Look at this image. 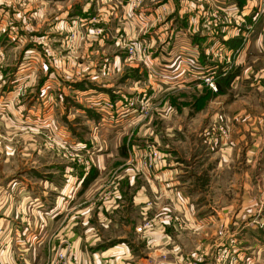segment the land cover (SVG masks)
Wrapping results in <instances>:
<instances>
[{"label": "crops", "instance_id": "obj_1", "mask_svg": "<svg viewBox=\"0 0 264 264\" xmlns=\"http://www.w3.org/2000/svg\"><path fill=\"white\" fill-rule=\"evenodd\" d=\"M13 1L0 0V45L11 52L20 47L15 42L20 37L9 29L11 12L15 19L19 18L26 25L27 22L32 24L31 16L42 20L46 10L41 7L31 10L32 0ZM133 1L103 0L106 4L98 7L102 12L98 15L94 11L95 1L87 0L82 4L78 2L80 5L76 7L75 4L72 7L75 12L68 15L73 19L70 23L75 26L79 25V21L81 26L86 22L91 23L99 16L98 23L86 27L87 38L106 39L109 35L105 30L113 20L116 32L123 30L126 34L125 38L120 35L115 39H139V46L148 48L143 55L146 67L128 63L132 61L130 54L123 51L104 59L100 72L94 70L91 73L93 82L71 81L66 89L58 81L61 76L59 72L44 61V75L39 76L35 93L43 97L46 113L44 116L24 117L20 122L23 127L47 134L54 155L62 159L51 163L50 171H46L48 179L42 176L41 170L27 168L33 170L32 174L24 178L15 177L6 185H0V195L3 197H0V264H48L60 249H65L67 254L64 264H179L188 257V252L181 246L182 239L201 234L217 236L220 251L226 245H236L235 252L238 254L234 259H237L236 262L242 261V264H255L254 252H264V239L257 237L264 235V229L251 222L246 227H236L242 214L239 212L235 215L236 199L222 191L231 188L232 192L239 187L240 165L236 164L235 158L239 159L245 154L249 166L250 157L257 153V146H264L263 141H257L255 133L245 131L238 134L233 130L229 139L219 134L220 140L215 134L204 133L205 142H215L211 150L218 156L211 174L232 171L237 183L225 187V179L221 177L219 187L216 186L221 189L219 195L211 200L207 186L202 185L206 176L202 171H192L197 164H189L186 157L176 153V132L167 131V137H164L168 139L166 141L157 136L160 130L155 127L151 132L155 137L150 144L149 139L144 138L149 129H145V124L140 126L144 121L142 117H128L118 111L126 97L122 93L123 83L95 82L102 78L101 75L110 77L123 74V78L134 72L131 76L135 84L132 85L140 88L142 93L146 90L142 87L145 84L148 86V82L153 90L149 92L158 96L160 91L175 93L196 90L198 87L209 90L206 77H213L219 91L224 85L232 88L238 86L247 61L250 57L259 56L263 63L256 65L263 67L252 69L254 78L248 85L264 92V14L259 13L262 3L259 0H207V3L202 0H140L133 7ZM147 1H151V4L144 5ZM2 12L6 13L4 17H1ZM69 12L67 10L63 14ZM68 23L67 19H63L61 28ZM24 25L19 24L26 29ZM97 25L103 28H95ZM23 35L27 37L26 32ZM116 44L120 48L121 44ZM20 50L18 58L25 59L33 49L28 45ZM8 75L6 69L0 75V93H7V89L11 88L5 87L8 79H11ZM49 81L52 83L48 84ZM67 91L75 101L67 97ZM33 92L30 89L22 101L33 97ZM13 94L10 89L9 102ZM169 101H164L163 106L169 107ZM103 102L106 105L111 103L112 107L102 106ZM215 107L218 110L223 108ZM65 109H72L86 118L84 120L89 124L87 134L78 132L76 124L73 127L64 118L67 127L62 124L55 111L63 113ZM173 111L172 108L170 112ZM5 116L0 114V127L7 124L14 127V118ZM239 116L240 112L235 114V120L246 123L247 120ZM161 118L157 117L155 125L160 124ZM167 119L176 121L172 116ZM185 119L193 120L188 116ZM213 119L220 117L216 114ZM132 126H135L133 131L137 134L135 138L128 133ZM2 128L0 153L10 161L16 154L14 143H8L5 147L2 143L15 140L10 138L9 133L10 137L2 136ZM106 139L109 143L112 139L117 140V145L114 148L106 147V144L102 147L100 141L107 142ZM69 144L76 146H70L71 149L68 148ZM151 151L160 155L153 168L147 167L143 160L144 155ZM206 151L198 152L199 164L202 156L210 153ZM79 156L83 158L76 161ZM69 194H72V199L68 203L72 206L64 210V201ZM248 214L247 209L242 218ZM177 217L179 220H175ZM146 221H150V225L139 233L137 227ZM105 235L110 238L103 239ZM236 235L243 238L250 235L253 239L251 247L254 251L251 256L247 254L246 258L240 253V257L241 248L238 247L237 238H234ZM257 240L263 244L257 245ZM209 242H204L203 246ZM204 253L207 254L206 251ZM163 254H167L165 259Z\"/></svg>", "mask_w": 264, "mask_h": 264}, {"label": "rangeland", "instance_id": "obj_2", "mask_svg": "<svg viewBox=\"0 0 264 264\" xmlns=\"http://www.w3.org/2000/svg\"><path fill=\"white\" fill-rule=\"evenodd\" d=\"M94 1L95 4L98 5H95L94 11L98 15H101L102 12L98 10V7H101L102 4H106V2L104 3L103 0ZM202 1H205L206 3L208 2L207 0ZM12 2L14 3L13 0ZM78 2L82 4L86 3L87 0H32L30 6L31 10L35 7L46 9L42 20H37L32 16L29 17L32 24L27 22L26 25H24V23L17 18L21 21V23H19L18 20L13 17V12H11V15L9 16L8 22H11L9 29L13 33L15 32L14 35L20 37V39L17 38V41H15L20 47L14 49V52H11L7 51L8 48H3L0 45V75H3L5 69L6 71H9L7 77L11 79L7 78L8 83L5 87L7 89L8 86H11L10 89L14 92L13 97H11V102L8 100V92H10V89H7V93H0V114L13 117L15 126L12 127L7 124L6 127L0 128L3 129L2 136L5 135V137H8L10 135L11 137H9L15 140L9 142L4 141L2 144L5 147L8 143L12 145L14 143L16 154L14 158H11L10 161H8V157L3 156V154L0 153V185H6L8 181L15 177L24 178L27 174H32L31 172L33 170H28L27 168L35 169V171L38 169L41 170L43 173L42 176H45L48 179L49 174L46 173V171H50L51 163H54L56 160L59 162L62 159L60 156L56 157L57 155H54V150L51 148L52 144L50 143L47 134L30 129L28 126L23 127L24 125L20 122L24 117L44 116L46 113L47 106L44 105V101L42 100L43 97L38 96L37 93H35V87L38 84L39 76L44 75L42 73L44 61L48 62L49 66L51 65V68H53L54 71L57 73L59 72L61 76L58 81L62 84V88L64 87L66 89L69 87L71 81L93 82L91 73L94 70L100 72L104 59L106 57H113L115 54H122L123 51H126L127 55L130 54L129 59L132 61L128 63L133 65L142 64L145 67L147 66L143 55L148 52V48L142 45L139 46V39H115L120 35H123L125 38L126 34L123 30L118 31V33L116 32V23L113 20L111 26H109V28L107 26L105 30H108L106 33L109 35L106 36V39H96L93 38V36L87 38L86 36V32H88L86 27L88 26L90 28L92 27V23H98L99 16L95 17L91 23L86 22L83 26L79 23L80 21L78 22V26L70 23L73 19H70L72 17H69L68 14L75 12V8L72 7L75 4V7L80 5ZM259 2L260 4L262 3L259 13L264 14V0H259ZM22 3H24V1H22ZM129 3L131 2L129 1ZM145 4H151V1H147L144 5ZM135 6L137 5L133 4V7ZM67 10L70 12L64 15L63 13ZM5 14V12H2L1 17H4ZM62 14L64 16H61ZM63 19H67L69 23L65 25L64 28H61L60 22ZM123 23L125 24L126 21H123ZM208 23L210 24L211 21ZM19 24L27 26V28L22 29ZM97 27L103 28L102 26H95V28ZM24 32H26L27 37L23 35ZM42 36H44V39ZM116 42L121 44L120 48ZM4 43L5 42H3V44ZM28 45L33 49L32 52L28 53L25 59H19L18 57L20 54L18 53L21 51L20 49L25 46L28 47ZM10 46V49H12L11 44ZM132 47L135 48L134 53H131ZM257 57H253V59L250 57V60L247 61L248 66L245 65L243 68V75H241L238 86L235 85V87L232 88L230 85H224V88L219 91L216 90L217 87L215 88L208 85L210 87L209 90L203 87H198L196 90H182L175 93L160 91L158 96H154L155 94L149 92V90H153L151 89V84L148 82V86H146L145 83L142 84H145V87L143 86L142 88L146 89L142 93L140 92V88L133 86L135 83H133L134 79L131 75H133L134 72H130V75L123 78L121 76L123 74H115L110 77L101 75L102 78L95 82L100 84H105L107 82L123 83L121 84L123 87L122 93L125 94L126 97L124 98V104L118 111H120L122 115L128 117H142L144 121H141L140 126L145 124V129H149V133L144 138L149 139L148 142H150V144L155 137L151 134L155 127L160 130V134L157 133V136L160 139L163 137L162 139H165L166 141H168V139L164 137H167V131L176 132V153L182 157H186L189 164H197V167L193 168L192 171H202V174L206 176L203 180L205 182L202 183V185L207 186L206 191H208L209 197L212 200L215 197L217 198L221 190L216 187H219L218 183L221 182V177H224L223 179H225V187L226 185L232 187L233 184L236 185L237 183L235 180V173L232 171L220 172L219 175H216V172L211 174L210 171L215 167L218 156H215L217 154L215 151L211 150V146H213L215 142L212 144L209 141L205 142L206 136L204 133L215 134V137H218L219 140V134L221 137L228 138L229 135L228 137L223 136L221 131V127H226L229 129V134H233V130L238 134L244 131L246 133H255L257 141H263L264 143V92L262 89L248 85L249 81L254 78V75L251 74L252 69L255 70L256 68L263 67L262 65H256L263 63V59L259 56ZM246 73L249 74V76H247ZM137 74L140 73L138 72ZM262 77L263 76L260 78ZM141 78L144 80L143 77ZM262 80H264V77ZM51 83V81L48 82V84ZM125 83H127V85ZM30 89L34 91L31 94L33 97H28L25 102L24 100L22 101V99H25L28 96ZM96 89L99 90V87L97 86ZM67 93L69 94L67 97L70 99L72 96H70L68 91ZM91 95L92 94H90V96ZM71 99L75 101L73 97ZM19 101L22 102L18 103ZM164 101H169L170 106L168 105L169 107H164ZM104 105L106 104L103 102L102 106ZM106 106L109 108L112 107L109 105ZM215 106H221L223 108H219L218 110L216 109L218 107ZM171 107L174 109L173 112H170L172 110ZM239 112V117L246 119V123L241 122V120H235L234 115L239 114ZM55 114L59 115L60 120L65 127H67V123H64V120L68 121L70 123H68L69 125L73 124V127L75 126L74 124H76L75 129L78 132H85V134L88 133L87 129L89 128V124L84 120L86 118L79 116L74 110L65 109L63 113L55 111ZM216 114L220 119H213ZM168 116L175 117L176 121L167 119ZM185 116L193 118V120H186L187 118L185 119ZM157 117L162 118L159 119L160 124L155 125ZM180 117H182L183 120H177ZM231 117H233L234 120L230 119ZM228 119H230V121H228ZM195 120H197V122H195ZM134 127L135 126H132L131 130L128 132L132 138H135L137 135L136 131H133ZM106 133L109 134L108 131ZM106 141L107 142L100 141L102 147H105V144L106 147L108 145V147L112 148L117 145V140L112 139L111 143H109L107 139ZM70 146L75 147L76 145L69 144L68 148H71ZM257 149L258 151L255 156L250 157V171H248L249 166L245 154H242L239 159L235 158L236 164L240 165V172L238 173L239 187L234 188V191L232 192L231 188H224L222 190L225 195L230 196V198L233 196L234 199H236L234 200L237 203V206L234 209L235 215L239 214V212L243 215L248 209L249 214L244 218H242L241 215L238 224H235L236 227H246L247 223L251 222L264 229V146L261 144L260 146H257ZM203 150H208L210 153L202 156L203 159L199 164V162H197L199 161L198 152ZM82 156L76 157V161H78L79 158L82 159L85 157ZM143 160L149 162V154H145ZM12 161H14V165L12 164ZM25 169L27 170L26 172ZM3 186H1V191L3 190ZM211 186L215 188H211ZM227 190L229 192L226 193ZM69 195L70 196L67 197L66 201H64V210L69 209L72 206L68 203L69 200L72 199V194ZM0 197L3 198L2 195H0ZM218 205L223 206L222 203H218ZM137 231L142 233L143 230L140 231L139 227H137ZM108 237L110 238V236L105 235V237L102 238L104 239ZM191 237H185L182 239L181 246L184 251L188 252L186 253V256L188 257L182 259L179 264H230L231 261H233L232 264H242V261L238 260V262H236L237 259H234L238 254L235 252V250H237L236 245H226L225 248L220 251L218 246L220 241L216 242V239L218 238L217 236H205L201 234V236L197 235ZM257 237L264 239L263 234H259ZM234 238H237L239 243L238 247L241 248L239 254L241 253L242 256H246V258L247 254H250V256L253 254L254 250L253 247H251L253 239L250 235H246L245 238L236 235ZM204 242H209V244L206 245L207 248H205L206 246H203ZM256 244L262 245L263 242L257 240ZM204 251H206L207 254H205ZM254 254L255 264H264V252L262 251L261 253H258V251H256ZM166 257L167 254H163V258L165 259ZM244 261L245 260H243V263Z\"/></svg>", "mask_w": 264, "mask_h": 264}, {"label": "built area", "instance_id": "obj_3", "mask_svg": "<svg viewBox=\"0 0 264 264\" xmlns=\"http://www.w3.org/2000/svg\"><path fill=\"white\" fill-rule=\"evenodd\" d=\"M140 0H134L133 1V4H137V2H139ZM135 51V48H131V53H134ZM206 81L209 83V85L211 87H215V84H214V79L213 77H206ZM107 105L111 106L112 104L111 103H107ZM221 131H222V135L223 136H227L229 135V129L226 128V127H221ZM160 158V155L156 152V151H151V153L149 154V162H145V165L149 168H153V166L155 164H157L158 160ZM175 220H179L178 217L175 218ZM150 225V221H146V223L139 227V230L142 231L144 228L148 227ZM0 232H1V227H0ZM66 252H65V249H60L58 251H56L55 253V256L49 261L48 264H64L65 263V260H66Z\"/></svg>", "mask_w": 264, "mask_h": 264}]
</instances>
